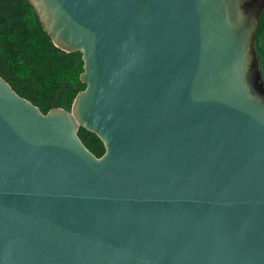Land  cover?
Here are the masks:
<instances>
[{
	"label": "water",
	"instance_id": "95a60500",
	"mask_svg": "<svg viewBox=\"0 0 264 264\" xmlns=\"http://www.w3.org/2000/svg\"><path fill=\"white\" fill-rule=\"evenodd\" d=\"M27 1L86 89L0 77V264H264V0Z\"/></svg>",
	"mask_w": 264,
	"mask_h": 264
},
{
	"label": "trees",
	"instance_id": "16d2710c",
	"mask_svg": "<svg viewBox=\"0 0 264 264\" xmlns=\"http://www.w3.org/2000/svg\"><path fill=\"white\" fill-rule=\"evenodd\" d=\"M260 22L254 44L264 64V11ZM83 73L82 54L58 49L27 0H0V77L15 93L44 114L56 108L71 111L78 94L86 89ZM78 136L96 157L105 154L95 134L82 128Z\"/></svg>",
	"mask_w": 264,
	"mask_h": 264
},
{
	"label": "rangeland",
	"instance_id": "374dc122",
	"mask_svg": "<svg viewBox=\"0 0 264 264\" xmlns=\"http://www.w3.org/2000/svg\"><path fill=\"white\" fill-rule=\"evenodd\" d=\"M250 1L247 0L246 2H250ZM259 28H260V26H259ZM258 31H259V29H258ZM263 50H264V48H263ZM255 52H256V49H255ZM256 56H257V61H258V69H259V71L261 73V82L264 84V64L262 63V60L258 57V53L257 52H256ZM263 60H264V57H263Z\"/></svg>",
	"mask_w": 264,
	"mask_h": 264
},
{
	"label": "flooded vegetation",
	"instance_id": "af4514ba",
	"mask_svg": "<svg viewBox=\"0 0 264 264\" xmlns=\"http://www.w3.org/2000/svg\"><path fill=\"white\" fill-rule=\"evenodd\" d=\"M247 0H245V2H246ZM250 1V0H249Z\"/></svg>",
	"mask_w": 264,
	"mask_h": 264
}]
</instances>
